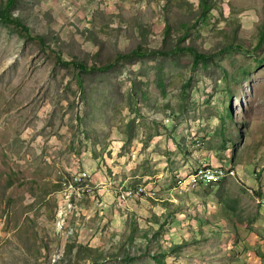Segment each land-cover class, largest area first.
I'll return each instance as SVG.
<instances>
[{
	"label": "rangeland",
	"instance_id": "obj_1",
	"mask_svg": "<svg viewBox=\"0 0 264 264\" xmlns=\"http://www.w3.org/2000/svg\"><path fill=\"white\" fill-rule=\"evenodd\" d=\"M214 1H14L30 34L0 20V264H264V0ZM216 165L237 174L177 187Z\"/></svg>",
	"mask_w": 264,
	"mask_h": 264
},
{
	"label": "trees",
	"instance_id": "obj_2",
	"mask_svg": "<svg viewBox=\"0 0 264 264\" xmlns=\"http://www.w3.org/2000/svg\"><path fill=\"white\" fill-rule=\"evenodd\" d=\"M15 0H7L5 2V4L0 5V20L6 23H14L15 25H17L22 31H24L27 35L30 34L29 28L27 26H25L21 20L18 19H14L12 16V7L14 4ZM200 5H201V15L203 18H206L209 16L211 9L214 7L215 5V1L214 0H200ZM200 15V16H201ZM199 16V17H200ZM189 26H187L186 31H185V35L180 37V40L178 41V45L176 47L177 48H181V46H179V43L182 42L186 36H188L189 34ZM171 32L170 29V25L166 26V35L164 40L167 41V39L169 38V33ZM40 40H42L41 37H38ZM264 39V25L259 29L258 32V43L260 44L261 41ZM257 46V45H256ZM189 49L192 50V53L194 54V60L195 61H200L203 59L208 58V55L204 52L199 51L197 48H192L191 46H188ZM169 48H166V44L162 47V48H158V49H151L150 51H147L146 48L142 45L137 46L136 49H134L133 51H131V53H127V54H121L119 55L117 58H119L118 61L122 60V59H127L129 57H133L136 55H145L147 53L155 55V54H170L171 51L168 50ZM173 49V50H176ZM117 61V59H116ZM74 63V62H72ZM76 65V67H79L80 69H85L84 66L81 63H74ZM114 66V64H110L108 65L107 69L112 68ZM93 69V68H92ZM189 82H187L185 84V86H188ZM228 118L230 119V115H228Z\"/></svg>",
	"mask_w": 264,
	"mask_h": 264
},
{
	"label": "bare ground",
	"instance_id": "obj_3",
	"mask_svg": "<svg viewBox=\"0 0 264 264\" xmlns=\"http://www.w3.org/2000/svg\"><path fill=\"white\" fill-rule=\"evenodd\" d=\"M81 173H83V172H81ZM209 173H211L212 175L207 177V178H205V176L209 175ZM229 175H233V171L230 170V169L223 168L221 166H217V167L203 166V167L197 169L193 174H191L190 176H188L184 180H181L179 182V184H178V188H181L180 191H182V189L186 190V189H189V188H192V187L195 188V183H204V182H207V181L216 182V181H219L222 178H224L226 176H229ZM87 176L88 175L84 172L83 176H77L75 178V180H72V179L71 180H66L65 182H63V186H64L63 188L65 190H72L73 192L78 194V185L82 184L83 180L86 179ZM75 187H76V189H75ZM128 191H129V189H127V193L124 192L120 196L119 201H120L121 204L122 203L124 204V203H126L128 201V199H131L132 195H135V196L140 195L141 196V194H143V191H141V192L138 191V192H135V193H129ZM71 197L76 199V195H71ZM72 204H73V202H72Z\"/></svg>",
	"mask_w": 264,
	"mask_h": 264
},
{
	"label": "clouds",
	"instance_id": "obj_4",
	"mask_svg": "<svg viewBox=\"0 0 264 264\" xmlns=\"http://www.w3.org/2000/svg\"><path fill=\"white\" fill-rule=\"evenodd\" d=\"M216 166H221V167H223V168H227V169H230V170H232L233 171V175H229V176H226V177H235L236 176V174L237 173H235V170L232 168V167H225V166H222V165H216ZM197 169H199V168H197ZM197 169H195L192 173H190L188 176H190L191 174H193ZM188 176H186V177H188ZM226 177H224V178H226ZM224 178H222L221 180H223ZM181 179V178H180ZM179 179V180H180ZM221 180H219V181H216V182H208V183H202V184H199L197 187H195V188H198V187H200L201 185H206V184H209V183H217V182H220ZM177 187H178V185H177ZM253 190H251V192H252ZM257 193V192H256ZM262 199H264V195L262 194V195H260V196H256V202H257V204L260 206V208L264 211V207L262 206V204H261V200Z\"/></svg>",
	"mask_w": 264,
	"mask_h": 264
},
{
	"label": "built area",
	"instance_id": "obj_5",
	"mask_svg": "<svg viewBox=\"0 0 264 264\" xmlns=\"http://www.w3.org/2000/svg\"><path fill=\"white\" fill-rule=\"evenodd\" d=\"M81 172H83V171H80V173H81ZM211 175H212V174L209 173V175L205 176V178H207V177H209V176H211ZM199 184H202V183H195V187H197ZM75 189H76V187H75ZM89 191H90V189H89ZM138 191H140L139 188H138ZM144 192H146V191H144Z\"/></svg>",
	"mask_w": 264,
	"mask_h": 264
}]
</instances>
